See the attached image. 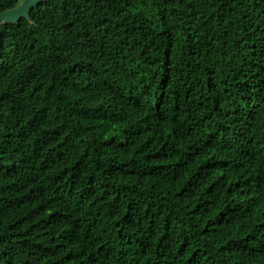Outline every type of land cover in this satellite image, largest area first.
<instances>
[{"label": "trees", "instance_id": "16d2710c", "mask_svg": "<svg viewBox=\"0 0 264 264\" xmlns=\"http://www.w3.org/2000/svg\"><path fill=\"white\" fill-rule=\"evenodd\" d=\"M0 264H264V0L0 26Z\"/></svg>", "mask_w": 264, "mask_h": 264}, {"label": "water", "instance_id": "95a60500", "mask_svg": "<svg viewBox=\"0 0 264 264\" xmlns=\"http://www.w3.org/2000/svg\"><path fill=\"white\" fill-rule=\"evenodd\" d=\"M42 1L43 0H23L16 8L0 14V26L17 24L21 19L30 22V13L37 9Z\"/></svg>", "mask_w": 264, "mask_h": 264}]
</instances>
